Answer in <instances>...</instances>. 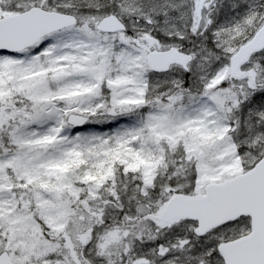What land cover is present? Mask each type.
<instances>
[{"label":"rangeland","instance_id":"rangeland-1","mask_svg":"<svg viewBox=\"0 0 264 264\" xmlns=\"http://www.w3.org/2000/svg\"><path fill=\"white\" fill-rule=\"evenodd\" d=\"M15 1L0 0V18L42 5L78 23L0 54V253L17 264H224L219 244L248 234L249 218L200 237L196 221L153 216L264 156V50L237 79L229 71L264 0ZM108 10L125 32L96 31ZM171 47L192 54L188 71L152 73L147 53ZM71 113L85 116L82 131Z\"/></svg>","mask_w":264,"mask_h":264},{"label":"water","instance_id":"water-1","mask_svg":"<svg viewBox=\"0 0 264 264\" xmlns=\"http://www.w3.org/2000/svg\"><path fill=\"white\" fill-rule=\"evenodd\" d=\"M77 18L68 13L44 10L33 6L22 12L0 18V54L20 53L33 47L43 37L73 27ZM99 33L125 32L126 24L115 14L100 18L95 25ZM264 49V23L253 37L242 44L229 58L231 78L239 77V69L250 58ZM192 55L175 48L150 51L146 63L151 72L167 73L172 66L187 71ZM85 116L71 113L66 123L74 132L84 128ZM155 219L164 223L180 220L197 222L195 232L201 236L207 231L248 217L251 231L234 241L221 243L219 252L224 264H264V156L247 172L223 183H211L203 195L174 194ZM0 264H15L6 251L0 253Z\"/></svg>","mask_w":264,"mask_h":264},{"label":"trees","instance_id":"trees-1","mask_svg":"<svg viewBox=\"0 0 264 264\" xmlns=\"http://www.w3.org/2000/svg\"><path fill=\"white\" fill-rule=\"evenodd\" d=\"M14 1V0H13ZM36 5H38V4H36ZM13 6H15V7H17V8H24V7H22V6H19V3H18V1L16 0L15 2H14V4H13ZM39 7H41V8H43V9H45L44 8V6H42V5H38ZM96 6H92L91 8H92V10L95 8ZM24 9H22V11H23ZM88 10H90V9H88ZM102 13H105V14H103V15H101V13L99 14V16H105V15H108V14H111V13H113V10H108V11H106V12H102ZM177 50L178 51H181V52H185V50L183 49V48H177Z\"/></svg>","mask_w":264,"mask_h":264},{"label":"flooded vegetation","instance_id":"flooded-vegetation-1","mask_svg":"<svg viewBox=\"0 0 264 264\" xmlns=\"http://www.w3.org/2000/svg\"><path fill=\"white\" fill-rule=\"evenodd\" d=\"M255 55H256V54H255ZM227 224H228V223H227ZM224 225H226V224H224ZM219 227H220V226H219ZM217 228H218V227H217ZM215 229H216V228H215ZM215 229H214V230H215ZM234 240H235V239H234Z\"/></svg>","mask_w":264,"mask_h":264}]
</instances>
